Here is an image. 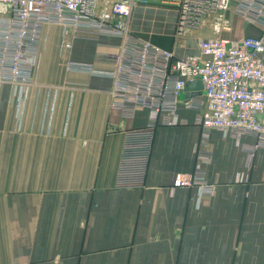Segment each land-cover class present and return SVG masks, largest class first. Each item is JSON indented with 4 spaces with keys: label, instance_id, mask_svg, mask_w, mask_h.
<instances>
[{
    "label": "crops",
    "instance_id": "obj_1",
    "mask_svg": "<svg viewBox=\"0 0 264 264\" xmlns=\"http://www.w3.org/2000/svg\"><path fill=\"white\" fill-rule=\"evenodd\" d=\"M239 5L231 0L228 29L207 17L180 33L168 0H135L129 28L178 57L198 55L200 38L264 33ZM117 43L44 25L23 103L0 84V264H264V144L253 135L203 137L198 113L179 103L178 123L154 130L144 188H114L123 132L145 126L148 112L123 116L109 76L67 63L108 72L94 56Z\"/></svg>",
    "mask_w": 264,
    "mask_h": 264
},
{
    "label": "built area",
    "instance_id": "obj_2",
    "mask_svg": "<svg viewBox=\"0 0 264 264\" xmlns=\"http://www.w3.org/2000/svg\"><path fill=\"white\" fill-rule=\"evenodd\" d=\"M177 11V30L198 29L211 17L213 29H228L231 0H170ZM135 0H0V84L13 86L23 103L37 57L44 25H57L63 37L72 29L95 31L118 41L114 52L97 51L95 62L111 65L106 72L91 64L67 63L68 70L102 74L111 79L112 107L123 116L148 112L146 125L123 132L114 188L145 186L154 130L178 123L177 105L196 111L203 137L210 129L253 135L264 144V33L239 39L220 37L196 41L198 55L178 57L139 38L129 28ZM238 12L264 27V0H240ZM70 44L63 42V49ZM199 80L200 97L184 96ZM195 179L201 178L195 168ZM190 184V183H189ZM201 192L212 186L201 185Z\"/></svg>",
    "mask_w": 264,
    "mask_h": 264
},
{
    "label": "water",
    "instance_id": "obj_3",
    "mask_svg": "<svg viewBox=\"0 0 264 264\" xmlns=\"http://www.w3.org/2000/svg\"><path fill=\"white\" fill-rule=\"evenodd\" d=\"M201 90H202V83L199 80H196V81L190 83L186 87L184 96H186V95L189 96V94H190V96H193L194 94L195 95H200ZM191 91H196V92L195 93L194 92L191 93ZM188 92H190V93H188Z\"/></svg>",
    "mask_w": 264,
    "mask_h": 264
},
{
    "label": "rangeland",
    "instance_id": "obj_4",
    "mask_svg": "<svg viewBox=\"0 0 264 264\" xmlns=\"http://www.w3.org/2000/svg\"><path fill=\"white\" fill-rule=\"evenodd\" d=\"M168 2H171L170 0H168ZM169 4V3H168Z\"/></svg>",
    "mask_w": 264,
    "mask_h": 264
}]
</instances>
